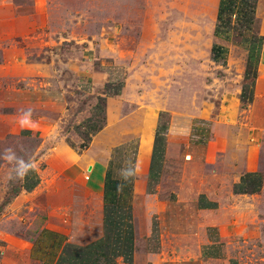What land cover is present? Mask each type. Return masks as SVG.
Returning <instances> with one entry per match:
<instances>
[{
    "label": "crops",
    "instance_id": "0c3cea01",
    "mask_svg": "<svg viewBox=\"0 0 264 264\" xmlns=\"http://www.w3.org/2000/svg\"><path fill=\"white\" fill-rule=\"evenodd\" d=\"M213 28L211 46H217L216 59L222 63L211 62L225 74L220 83L233 88L213 93L211 121L204 104L195 107L188 149L166 137L169 126L158 130L157 117L144 114L133 122L119 117L111 122L104 110L102 126L78 150L56 137L62 123L47 126L44 118L22 117L19 133L32 136L35 169L20 180L0 217L8 221L18 213L30 215L32 230L22 236L9 223L8 230L0 231V264L257 263L261 233L235 229L245 211L256 220L264 200V179L256 192L239 193L244 175L259 178L262 171L258 156L247 160L243 150L246 138L258 140L264 134V0L255 2L253 36L240 37L238 45L214 37ZM156 129L166 132L160 142ZM233 131L238 134L230 137ZM68 139L73 145L80 142L71 127ZM130 139L136 144L129 169L138 165L139 171L125 183L116 149ZM189 151L209 168L207 176L185 180L178 174L180 160L191 158Z\"/></svg>",
    "mask_w": 264,
    "mask_h": 264
},
{
    "label": "rangeland",
    "instance_id": "374dc122",
    "mask_svg": "<svg viewBox=\"0 0 264 264\" xmlns=\"http://www.w3.org/2000/svg\"><path fill=\"white\" fill-rule=\"evenodd\" d=\"M217 2L0 0V214L21 184L7 179L13 165L4 159V149L11 148L25 160L32 156V136L19 133L23 116L44 118L47 126L62 123L56 137L78 150L101 126L102 107L111 122L117 117L133 122L144 114L157 117L158 130L169 126L166 137L188 149L195 107L204 104L211 121L215 114L210 103L216 100L213 93L233 88V84L220 83L225 74L211 62ZM235 18L231 15L228 32L219 34L238 45L240 37L253 35L250 27L248 31L236 30ZM69 127L80 138L76 145L68 139ZM162 133L166 132L156 129L158 137ZM233 133L228 135L238 134ZM244 143L247 160L258 156L261 185L264 134L258 140L246 138ZM135 144L136 140L130 139L116 149L125 170L130 168ZM188 154L191 158L186 155L180 160L178 174L185 180L207 176L209 168L200 166L192 152ZM257 208L256 220L243 210L235 230L261 233L263 239L258 238L254 257L256 264H264V260L259 262L264 259V200ZM11 212L6 211L5 216ZM22 214L8 221L0 217V231L8 230L11 223L15 233L30 235L32 229L27 224L31 216ZM18 217L20 224L16 223Z\"/></svg>",
    "mask_w": 264,
    "mask_h": 264
},
{
    "label": "trees",
    "instance_id": "16d2710c",
    "mask_svg": "<svg viewBox=\"0 0 264 264\" xmlns=\"http://www.w3.org/2000/svg\"><path fill=\"white\" fill-rule=\"evenodd\" d=\"M255 2L256 0H218L216 14H215L216 23L213 28V36L219 37L220 36L219 33H224L226 31L228 32L227 26L231 22L229 20L231 15L234 16V18L236 17L234 21V23L237 24L236 25L237 27H234L236 30L238 28H241L242 31L244 30L248 31L249 27L252 24V20H253V10L255 6ZM224 16H226V18H224ZM210 54H211L212 60L216 59L218 55V48L216 45L211 46ZM104 89H107V85H104ZM115 95H117V92L115 93ZM103 96H105V93H103ZM243 98H245L244 95L241 96V99ZM98 100L101 101L102 98L98 97ZM101 110H102V123H103V112H104L103 107L101 108ZM99 128H97V130ZM155 140L157 142L158 141L160 142L161 138L155 135ZM85 146L86 145H84L82 148H84ZM242 183L245 184V187H243V189L239 191V193H250V192L253 193L258 190L259 185H260V180L259 178H256V177L252 178L250 174H246L242 177Z\"/></svg>",
    "mask_w": 264,
    "mask_h": 264
},
{
    "label": "clouds",
    "instance_id": "9594fccd",
    "mask_svg": "<svg viewBox=\"0 0 264 264\" xmlns=\"http://www.w3.org/2000/svg\"><path fill=\"white\" fill-rule=\"evenodd\" d=\"M23 123V121H22ZM5 157L10 165H13L12 169L7 174V179L9 181H17L23 180L30 171L35 169V164L32 160H25L23 158H19L16 154L12 151L11 148H5ZM9 153H11L9 155ZM139 167L138 165L134 166L128 170H121V180L125 183L132 180L138 173ZM124 184L117 185V192L120 193L123 190Z\"/></svg>",
    "mask_w": 264,
    "mask_h": 264
}]
</instances>
